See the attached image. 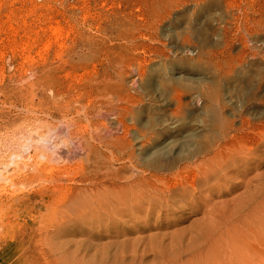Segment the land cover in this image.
Here are the masks:
<instances>
[{
    "label": "rangeland",
    "instance_id": "1",
    "mask_svg": "<svg viewBox=\"0 0 264 264\" xmlns=\"http://www.w3.org/2000/svg\"><path fill=\"white\" fill-rule=\"evenodd\" d=\"M47 59L62 80L87 83L92 122H85L84 137L100 159L112 160L119 149H100L102 137L135 144L133 134H154L152 128L171 121L180 124V137L197 126V110H210V97L219 94L228 111L225 95L244 92L243 80L257 84L264 75V0H0V79L20 78ZM199 95L204 98L196 102ZM117 123L127 125L128 137L113 132ZM259 156L261 169L247 180L264 177V152ZM86 164L72 166L64 186L94 187L95 172ZM245 188L221 189L213 206L232 203ZM84 197L67 222L62 217L72 201L43 211L37 233L24 242L29 250L0 251V264H239L244 235L238 243L241 224L227 214L209 226L208 212L191 208L167 217L155 213L146 225L144 213L115 220ZM13 228L0 229L3 246L15 239Z\"/></svg>",
    "mask_w": 264,
    "mask_h": 264
},
{
    "label": "bare ground",
    "instance_id": "2",
    "mask_svg": "<svg viewBox=\"0 0 264 264\" xmlns=\"http://www.w3.org/2000/svg\"><path fill=\"white\" fill-rule=\"evenodd\" d=\"M65 61L74 63L69 56ZM249 82L243 80L244 92L225 95L228 111L219 94L210 97V110H197V126L180 137L178 121L152 128L154 134H133L135 144L102 137L100 149L115 145L119 149L112 160H105L84 137L85 122H92V109L84 102L86 82L62 80L49 59L43 67L27 68L20 78L0 79V229L16 228L15 239L10 245L0 242V251L29 250L24 242L37 233L35 221L43 211L72 201L74 208L62 217L67 222L88 194L84 198L93 201L88 204L96 211L125 222L144 213L147 225L155 213L167 217L193 208L208 212L211 226L227 214L241 224L238 243L244 235L243 245L235 247L239 264H264V177L256 173L247 180V174L263 164L259 153L264 152V75L257 84ZM89 86L92 91L99 85L96 81ZM203 98L195 96L196 102ZM120 131L124 137L130 133L127 125L117 123L113 132ZM86 162L95 172L90 177L94 187L64 186L70 168H84ZM234 177L242 178L240 184L230 185ZM227 187L246 190L232 203L213 206L219 191ZM246 239L253 242L244 245Z\"/></svg>",
    "mask_w": 264,
    "mask_h": 264
}]
</instances>
